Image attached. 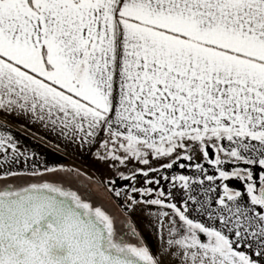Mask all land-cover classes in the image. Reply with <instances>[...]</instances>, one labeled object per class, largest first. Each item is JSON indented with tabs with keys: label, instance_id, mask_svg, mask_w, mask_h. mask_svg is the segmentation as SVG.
<instances>
[{
	"label": "snow or ice",
	"instance_id": "1",
	"mask_svg": "<svg viewBox=\"0 0 264 264\" xmlns=\"http://www.w3.org/2000/svg\"><path fill=\"white\" fill-rule=\"evenodd\" d=\"M0 264H264V0H0Z\"/></svg>",
	"mask_w": 264,
	"mask_h": 264
},
{
	"label": "crops",
	"instance_id": "2",
	"mask_svg": "<svg viewBox=\"0 0 264 264\" xmlns=\"http://www.w3.org/2000/svg\"><path fill=\"white\" fill-rule=\"evenodd\" d=\"M13 125H21L27 132H20L13 128L15 134L20 139L21 145L36 150L42 157V162L46 161L48 166L64 165H80L88 163L93 155L87 151L79 149H67L61 151L54 146L60 144V149H64V144L50 133L46 132L42 127L32 125L29 121L19 120L12 121ZM44 137L41 140L40 137ZM42 170V169H41Z\"/></svg>",
	"mask_w": 264,
	"mask_h": 264
},
{
	"label": "rangeland",
	"instance_id": "3",
	"mask_svg": "<svg viewBox=\"0 0 264 264\" xmlns=\"http://www.w3.org/2000/svg\"><path fill=\"white\" fill-rule=\"evenodd\" d=\"M68 167L77 169L83 175L77 181L78 185L82 190L90 192L94 198H100L104 189L98 187L99 182L105 181L111 176L107 166L101 161L97 160L94 156L85 164L69 165ZM47 175V174H45ZM124 181H118V185H123ZM146 231V229H145ZM149 240L155 244V238L152 236L148 237Z\"/></svg>",
	"mask_w": 264,
	"mask_h": 264
}]
</instances>
